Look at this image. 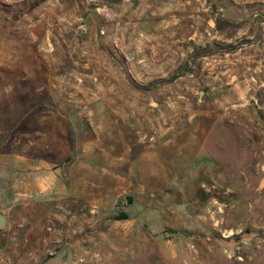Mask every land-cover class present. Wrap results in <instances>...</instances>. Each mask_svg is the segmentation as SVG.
I'll return each mask as SVG.
<instances>
[{
  "label": "rangeland",
  "instance_id": "rangeland-1",
  "mask_svg": "<svg viewBox=\"0 0 264 264\" xmlns=\"http://www.w3.org/2000/svg\"><path fill=\"white\" fill-rule=\"evenodd\" d=\"M0 214L1 264H264V0H0Z\"/></svg>",
  "mask_w": 264,
  "mask_h": 264
},
{
  "label": "crops",
  "instance_id": "crops-1",
  "mask_svg": "<svg viewBox=\"0 0 264 264\" xmlns=\"http://www.w3.org/2000/svg\"><path fill=\"white\" fill-rule=\"evenodd\" d=\"M43 242H44V247L45 246H47V244H46V239H44L43 240ZM57 242H55V241H50V244L49 245H53V244H56ZM32 262H34V263H31V264H37V262H38V259H34V261H32ZM36 262V263H35ZM1 264V263H0ZM7 264H9V263H7ZM19 264V263H18ZM43 264H61L60 263V260H59V257H55V258H50V260H48V261H44L43 262Z\"/></svg>",
  "mask_w": 264,
  "mask_h": 264
},
{
  "label": "water",
  "instance_id": "water-1",
  "mask_svg": "<svg viewBox=\"0 0 264 264\" xmlns=\"http://www.w3.org/2000/svg\"><path fill=\"white\" fill-rule=\"evenodd\" d=\"M8 218L4 214H0V231L4 230L7 227Z\"/></svg>",
  "mask_w": 264,
  "mask_h": 264
}]
</instances>
